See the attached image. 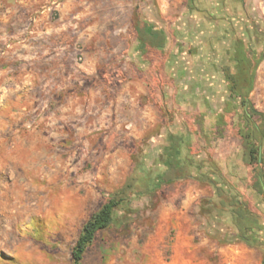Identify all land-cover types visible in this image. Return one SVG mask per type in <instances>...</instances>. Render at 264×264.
Here are the masks:
<instances>
[{"label": "clouds", "instance_id": "1", "mask_svg": "<svg viewBox=\"0 0 264 264\" xmlns=\"http://www.w3.org/2000/svg\"><path fill=\"white\" fill-rule=\"evenodd\" d=\"M0 264H264V0H0Z\"/></svg>", "mask_w": 264, "mask_h": 264}]
</instances>
